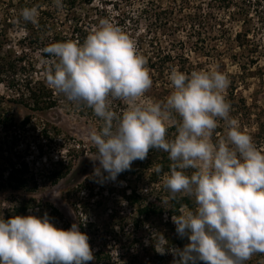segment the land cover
<instances>
[{"label": "clouds", "instance_id": "9594fccd", "mask_svg": "<svg viewBox=\"0 0 264 264\" xmlns=\"http://www.w3.org/2000/svg\"><path fill=\"white\" fill-rule=\"evenodd\" d=\"M53 3L63 7L62 0ZM39 14L36 6L21 11L33 24ZM42 51L58 60L46 76L48 86L69 101L84 102L103 121L101 130L86 137L97 151L94 175L101 185L116 182L150 150H162L172 162L163 177L166 189L173 198L194 196L195 211L181 207L171 218L177 235L189 243L169 249L162 236L155 242L159 254L171 250L174 264H245L264 254V148L230 117L225 74L173 68L172 91L163 102L154 101L146 96L153 86L146 58L107 19L82 44L58 42ZM113 100L128 105L120 115L111 110ZM220 120L227 124L226 135L214 141ZM170 126L176 129L171 139ZM89 240L79 224L58 228L47 213L0 219V264H89L94 261Z\"/></svg>", "mask_w": 264, "mask_h": 264}, {"label": "rangeland", "instance_id": "374dc122", "mask_svg": "<svg viewBox=\"0 0 264 264\" xmlns=\"http://www.w3.org/2000/svg\"><path fill=\"white\" fill-rule=\"evenodd\" d=\"M108 1L110 3L107 9L102 8L103 0H93L92 6L80 4L77 12L81 15L90 14L99 25L103 19L101 12L106 9L107 20L118 26L119 17L137 18L142 3L149 0H134L128 5L124 0L121 3L120 0ZM153 1L159 3L163 9L169 7L176 9V20L172 26L177 28L175 35H178L174 47L171 48L173 37L169 36L174 35L171 32L173 30L163 33L160 24H153L154 22L148 18H142L140 24L134 26L135 29L136 27L139 29L138 35L144 36L147 41L152 39L165 51H172L176 57L175 64L172 67L167 64L163 70L164 82H160L157 86L160 95L152 92L156 97L158 96L156 100L163 102L172 91L168 75L173 68L186 74L200 70L220 71L230 82L224 95L234 90L235 100L238 103L245 101L251 108L249 115L246 114L245 109H242L241 120L243 118L245 126L241 124V120H236L242 130L252 136L254 143L264 148V140L258 135L261 131L256 121L259 112L262 113V121H264V0H246V2L229 0L228 4L220 3L219 0H190L182 9V0ZM52 3L51 0H0V57L14 60L25 54L29 75L46 84V76L49 71H54L58 60L56 58L48 60L43 57V48L35 44L34 40L40 35L34 30L39 19L34 24L24 21L20 7L42 5V8L36 7L43 12L53 11L55 16H50L49 19H57V22L54 21L56 27L70 34L72 28L65 20L64 10L60 8L56 10L58 7ZM117 3H120L119 6L115 5ZM196 12L199 13L201 20L194 19L195 25H191L190 22L193 20L188 15L189 13L194 15ZM49 31L53 33L51 32L53 30ZM239 33L245 34L242 45L236 39ZM132 36L131 39L136 44L137 38ZM246 37L249 42L244 41ZM143 49L149 51L150 47L145 45ZM59 96L63 98L59 99L58 107L43 112L31 111L19 103V94L9 88L4 77H0V219L7 220V215L14 208L30 199H36L59 211L61 217L56 219L54 223L56 227L68 230L77 223L81 232L83 227L86 229L94 255V261L89 264H174L171 250L165 255L155 250V242L162 236L168 241L169 249H172L178 237L172 220L166 223L168 216H159L152 223L147 222L140 227L127 224L122 228L111 223L109 213L113 207L117 208L121 205L120 208L125 213L131 212L128 202L120 197L125 183L114 185V182L109 181L101 185L97 181L95 194L98 187L104 186L101 195H95L91 199L87 198L86 193L77 195L75 190L87 184L88 179L93 180L94 169L99 167V162L95 161L96 148L86 138L90 130L98 131V123L92 117L81 114L80 102L69 101L62 93L57 94V97ZM28 116L31 118V123L28 128H24L21 123ZM9 119L13 120V126H10ZM220 125L222 124L218 121V127ZM44 127L52 132L53 129H57L60 133L55 136L59 146L52 151L55 160L60 152L67 155L69 145H74L75 148L83 147L84 151L77 155L73 170L56 185H52L49 180L47 155L41 159L36 148V136ZM172 127H174V137L176 129L175 126ZM223 137L215 130L214 141ZM22 161L27 162L30 170L36 175L38 186L34 188L35 184L30 182L26 190L13 191L5 185V178L13 165H18ZM191 171L193 170H188L189 174ZM136 180L139 181V177ZM160 186L165 187L163 180ZM139 190L142 191L141 187ZM50 193H54L57 198H53ZM166 198L167 202H165ZM162 200L168 206L170 197ZM190 200L192 205L186 208L195 211L194 196L190 197ZM83 202L87 203L85 207L90 209V215L83 211L81 207ZM118 202L121 204H117ZM135 208L137 209V206ZM35 213L30 211L27 216ZM245 264H264V254H254Z\"/></svg>", "mask_w": 264, "mask_h": 264}, {"label": "trees", "instance_id": "16d2710c", "mask_svg": "<svg viewBox=\"0 0 264 264\" xmlns=\"http://www.w3.org/2000/svg\"><path fill=\"white\" fill-rule=\"evenodd\" d=\"M133 1L134 0H124L126 5L132 3ZM121 2L122 0H120V3ZM182 2L183 5L181 6V9L184 8L185 5L189 4L190 0H182ZM219 2L226 4L230 3L229 0H219ZM62 3L63 7H60V9L64 10L65 20L72 28V31L70 34H66L65 31L56 27L54 21L57 22V19H49L50 16H55L52 13L53 11H40L38 17L39 23H37V26L34 29L36 30V32H39L40 35L37 38H34V40L35 44L41 46V48L43 49L58 42L79 41L82 44L86 37L92 32V30L99 26L95 21V18L90 16V14L81 15L77 12L78 6L80 4L92 6L94 4L93 0H62ZM109 3L110 1L103 0L102 8L107 9ZM120 3H117L115 5L119 6ZM36 6H40V8H42V5ZM26 7L31 8L33 7V4L23 5L20 8L22 10ZM57 9L59 8H56V10ZM106 9L101 12L103 18L102 20H104V18L107 19L108 11ZM53 10H55V8ZM198 12H196L194 15L189 13L188 17L193 20L190 22L191 25H195V21L201 20ZM175 15L176 9H173L171 7H169L168 9H163L161 8V6H159V3H156L153 0H149L142 3V8L140 9L137 18L133 16L128 19V17L126 18L125 16H121L117 21L118 27H120L126 34H128L130 38L133 37L132 35L137 38L135 39L136 47L139 53L146 58V67H149L150 75L153 80V89L151 91L149 90L146 93V96L152 98L155 101H158L156 99L160 95L157 86L160 82H164L163 78L165 76V73H163V70L167 64L172 67L173 64H175L176 57L174 56V53L172 51H165L161 45L159 46V44L153 42L152 39L147 41L144 36L138 35L139 29L137 27L135 29L134 26H137L138 23L140 24L142 18H148L149 20H152V22H154L153 24L159 23L161 26L160 29L163 31V33L164 31L168 32L170 30H173L171 32L174 35L169 36L174 38L171 39V46L169 45L171 48H173L175 38H177L178 36L175 35V30L177 28H174L172 26L174 25L176 20ZM49 30H53L51 31L53 33H50ZM198 32L200 34V31ZM244 36L245 34L239 33L236 37L237 42H239L241 45L243 44L242 38H244ZM245 40H248L247 37L244 39V41ZM145 45L150 47L149 51H145L143 49ZM43 57L48 60L55 59V57H52L45 53H43ZM9 60L10 59L0 57V77H4L9 84V88L19 94V103H21L29 110L35 112L48 111L58 107V105L60 104L59 99H62L63 97H57V94L61 93L49 87L42 80L35 79L33 76L29 75V69H27L28 67L26 63L27 57L25 54L23 56L21 55L17 57L14 60ZM152 92L158 94V96L156 97V95L152 94ZM234 93L235 91L231 90V92L228 93L225 98L231 105L230 117L241 120V112H243L242 109H245L247 112L246 114L249 115L251 114V108L246 105L245 101H239L238 103L235 100L236 98L234 96ZM127 106L128 105L122 100H113L110 105L111 110L117 115H120L124 110H126ZM80 107L82 108L81 114L92 117V119L98 123V131L101 130V128L103 127L102 119L97 117L94 114L93 110L82 101L80 102ZM261 114V112L257 113L256 121L258 123V128L261 131V135L259 133L258 135L261 137V140H264V121H262ZM246 119L249 118L246 117ZM9 122L11 124L10 126H13V120L9 119ZM30 123L31 118L30 116H28L22 121L21 125L24 128H28ZM220 123L222 125H220V127H217L216 130L219 131L221 135L225 136L227 124L223 120H220ZM2 124H4V121H2ZM241 124H243V126L246 125L243 121V118L241 120ZM173 130L174 127L170 126V139L173 138ZM59 134L60 133L57 129H53L52 132L47 127H44L38 132L36 136V148L39 153V157L43 159L44 155H47L46 159L47 161H49L48 174L49 180L52 185L58 184L61 180L68 176V174L74 168V162L75 160H77V155L84 152L83 147L75 148L74 145H69L67 148V155L65 156L64 153L60 152L58 153L55 160L53 158L54 153H52V151L54 149H57V146H59L55 137ZM167 156L168 154L163 152L162 150H150L148 157L145 160H137L133 162L130 171H125L118 176L116 182H114V185L125 183V187L120 197L128 202V205L131 208V212L125 213L122 208H120L121 205L117 208L113 207V209L110 210L111 213H109V219L111 220V223H113V226L118 225L124 228L127 224H130L133 227H140L142 225L144 226L147 222L152 223V221H154L159 216H168L166 223H170L173 215L180 214L179 209L181 207L186 208L192 205L190 197L176 194V196L173 198L166 187L160 186L164 175L169 173L171 168L172 162L168 160ZM157 166L161 169L159 173L156 172ZM35 177L36 175L30 170L27 162L22 161L18 165L14 164L10 171H8V175L5 178V185L13 191H22L27 189L30 182H33L35 184L34 188H37L36 186H38V183ZM137 177H139V181L136 180ZM97 181H99L97 177H95L93 180L88 179L87 184L90 183L91 185H81L77 190H75V192L77 193V195L86 193L88 199L94 198L95 195H101L104 192V186L98 187L97 194H95V185ZM140 187L142 191L139 190ZM146 189L148 190L147 192L145 191ZM165 197H170L168 206L165 205L164 201L162 200ZM86 204L87 203L83 202L81 207H83V211L85 213L90 215L89 212L91 211H89L90 209L88 207H85ZM117 204L121 203L118 202ZM136 206L137 209L135 208ZM30 211L36 212V215H34L38 217H41L45 213H47L48 216L52 219L53 223L56 222V219L61 217L59 211L53 206L49 204H42L36 199H30L29 201H26L20 206L14 208L11 213L9 212L6 218L10 219L14 216H27L28 212ZM82 231L87 234V231L86 229H84V227L82 228ZM188 243L189 240L187 239V237L180 238L178 236L173 243L172 249H183L184 246ZM165 254H167V251Z\"/></svg>", "mask_w": 264, "mask_h": 264}]
</instances>
